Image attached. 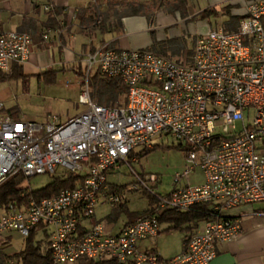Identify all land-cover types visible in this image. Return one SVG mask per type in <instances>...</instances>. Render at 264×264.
Returning a JSON list of instances; mask_svg holds the SVG:
<instances>
[{
	"label": "built area",
	"instance_id": "built-area-1",
	"mask_svg": "<svg viewBox=\"0 0 264 264\" xmlns=\"http://www.w3.org/2000/svg\"><path fill=\"white\" fill-rule=\"evenodd\" d=\"M31 43L28 33L4 30L0 22V72L28 61ZM94 75L118 79L126 89L124 103L96 102L89 91ZM77 85L85 109L64 121L56 115L38 122L0 113V183L18 173L83 176L75 187L54 196L0 206V234L15 231L24 239L43 225L53 264L81 258L114 264H209L219 244L242 236L236 210L264 204V0L246 3L237 30L218 28L198 36L192 54L180 60L103 43L83 56ZM159 135L185 146V168L174 181L198 168L202 182L166 194L152 191L148 182H156V175L142 176L128 159L137 162L135 148L151 147ZM122 164L135 179L131 189L144 187L154 203L109 233L93 219L106 172ZM105 192L111 208L121 202L117 188ZM199 204L208 210L186 231L179 253L163 258L156 250L140 248V242L160 234L164 212H186Z\"/></svg>",
	"mask_w": 264,
	"mask_h": 264
},
{
	"label": "rangeland",
	"instance_id": "rangeland-1",
	"mask_svg": "<svg viewBox=\"0 0 264 264\" xmlns=\"http://www.w3.org/2000/svg\"><path fill=\"white\" fill-rule=\"evenodd\" d=\"M2 1L0 0V5ZM127 1L129 0H124L119 7H125ZM139 1L151 7L154 6L152 16H155L153 21L155 23L154 32L152 31V33L155 38L164 36L163 38L178 37L182 39L184 52L176 57H170L180 60L192 54L194 43L198 36L218 28L228 31L226 21L230 18L229 16H240L242 19L244 6L251 0H186L181 8L177 10H173V6L170 4L171 0ZM228 6L230 7L228 8ZM206 9L208 11H205ZM78 78L76 73L65 71L58 74L54 83L47 85L43 81H39L35 76H25L23 73L22 76L1 80L0 102L3 103V108L0 113L6 111V106H13L12 109L17 108V113L38 122H47L48 115H56L60 121H64L85 109V106L79 102L80 87L76 84ZM99 89L100 87L95 86L91 80L89 91L96 102H98L97 91ZM124 101L125 94L122 93L119 95L118 101L110 106L121 105ZM102 104L106 105L105 103ZM152 145H155V148L144 154H141V152L145 148L137 146L134 152L138 161L133 162L129 158L128 162L142 176L148 174L156 175V182H148V186L153 192L166 194L173 188L202 182V173L198 168L187 177L182 176L178 183L174 181L177 175H181L185 168V146L183 143L170 136L159 135L153 138ZM52 175L44 173L25 177L21 186L31 190L40 189L52 180ZM134 182L135 179L130 174L126 164L120 165L118 169L106 172V182L99 197L93 219L100 222L106 232L110 233L118 230L127 221V215L123 213L116 221L108 222L106 216L111 214L112 209L103 195L106 190L108 192L112 187L117 188L122 197L121 203H124L130 212H141L148 208L150 194L140 185H138L136 190L131 189ZM254 205L257 207L262 205L264 207L262 203H255ZM160 223V234L152 239L145 240L140 247L154 248L163 258H168L180 250L185 232L169 229L173 225L169 221ZM4 244V239L0 238V245Z\"/></svg>",
	"mask_w": 264,
	"mask_h": 264
},
{
	"label": "crops",
	"instance_id": "crops-1",
	"mask_svg": "<svg viewBox=\"0 0 264 264\" xmlns=\"http://www.w3.org/2000/svg\"><path fill=\"white\" fill-rule=\"evenodd\" d=\"M48 5L53 8L46 10ZM54 8L57 12L52 20L49 13ZM108 10L106 0H3L0 22L4 30L25 32L31 37L30 57L19 64L25 76L36 77L44 71L56 70V78L65 71H72L79 77L83 56L103 43L118 48L147 49L153 39H167L164 36L155 38L152 34L155 16L150 19L143 15L123 16L119 33L108 25L101 29L94 20L98 14L105 16L106 11L113 17ZM43 33H47L46 39L42 37ZM12 108L6 106L5 109L16 118L29 119L17 113V108ZM252 211H264V207L253 204L234 211L241 215L242 236L236 241L219 244L217 256L209 264H264V215L253 214ZM0 238L5 242L0 247L7 254L22 248L23 239L15 231H4ZM183 240L177 253L182 250Z\"/></svg>",
	"mask_w": 264,
	"mask_h": 264
},
{
	"label": "trees",
	"instance_id": "trees-1",
	"mask_svg": "<svg viewBox=\"0 0 264 264\" xmlns=\"http://www.w3.org/2000/svg\"><path fill=\"white\" fill-rule=\"evenodd\" d=\"M123 1L124 0H106V4L109 7L108 11H111L113 17H110V13L107 11L105 16L98 14L94 20L96 25L101 29L108 25L113 28L112 30L114 32L119 33L122 31L121 18L123 16L143 15L146 16L147 19L152 18L154 6L151 7L139 0H129L125 7L120 8L119 5ZM97 2H99V0H97ZM185 2L186 0H171L170 4L173 6V10H177L180 9ZM229 7L230 6H228V8ZM205 11H208V9ZM55 12H57L56 8L53 9L52 13H49V19L54 20ZM229 17L228 21H226L227 30H237L241 17L235 15H230ZM181 40L182 39L178 37L167 38L161 41L153 39L152 44L147 49L158 55L170 58L171 56L173 57L174 55H179L184 52ZM188 54L190 53L188 52ZM17 76H22L21 66L19 64H14L11 72H0V81ZM56 76V70H49L37 74L36 78L46 84H52L56 81ZM91 80L95 86L100 87L97 91V100L100 104L105 103L107 106L113 105L118 101L119 95L122 93L125 94L126 92L125 86L120 83L118 79L98 78L97 75H94ZM5 112L10 114V110ZM154 148L155 145H151V147L145 148L141 154ZM23 178L25 177L20 173L13 174L0 183L1 207L5 208L10 203L19 205L20 203L26 202L30 196L35 200L54 196L63 189L75 187L77 183L82 181L83 176L70 171L61 174H54L52 175V180L48 184L37 190L30 189L29 193L25 196H22L21 193L25 190H29V188L21 186ZM114 189L116 188H110V192ZM153 203L154 199L149 195L148 208L144 211L135 213L130 212L126 205L120 202L118 205L111 208L112 212L107 215L106 218L108 222H114L121 214L125 213L127 215V221L130 222L136 216L148 212ZM207 210V204H199L186 212L168 211L160 216L159 221H169L173 224L169 229L180 230L186 233V231H189L198 222L204 219ZM48 236L49 235L43 228V225H39L33 228L28 236L23 239L22 248L19 251L7 254L0 247V264H53L51 261ZM74 264H114V261L111 259L81 258Z\"/></svg>",
	"mask_w": 264,
	"mask_h": 264
}]
</instances>
